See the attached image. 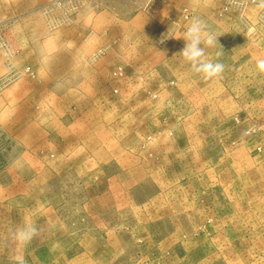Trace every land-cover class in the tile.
Masks as SVG:
<instances>
[{
    "label": "rangeland",
    "instance_id": "rangeland-1",
    "mask_svg": "<svg viewBox=\"0 0 264 264\" xmlns=\"http://www.w3.org/2000/svg\"><path fill=\"white\" fill-rule=\"evenodd\" d=\"M257 58L264 0H0V264H264Z\"/></svg>",
    "mask_w": 264,
    "mask_h": 264
},
{
    "label": "clouds",
    "instance_id": "clouds-1",
    "mask_svg": "<svg viewBox=\"0 0 264 264\" xmlns=\"http://www.w3.org/2000/svg\"><path fill=\"white\" fill-rule=\"evenodd\" d=\"M169 38L183 39L185 46L178 53L191 66L193 73L202 74L204 79L218 78L224 71L225 65L218 60L213 62L207 58L206 49L215 47L218 36L209 29L207 22L201 17H192L189 24L178 36H170L167 33L162 37L160 43ZM216 52V56H221ZM256 68L259 73L264 74V58H257ZM38 234V229L31 221H26L13 233V238L21 245L29 243ZM18 264H25L23 259L18 258Z\"/></svg>",
    "mask_w": 264,
    "mask_h": 264
},
{
    "label": "crops",
    "instance_id": "crops-1",
    "mask_svg": "<svg viewBox=\"0 0 264 264\" xmlns=\"http://www.w3.org/2000/svg\"><path fill=\"white\" fill-rule=\"evenodd\" d=\"M226 47L229 48L230 51H233V48L230 47V44H226ZM58 76H59V77H58ZM57 77H58V79L60 80L63 76H62L61 73L59 72V73L57 74Z\"/></svg>",
    "mask_w": 264,
    "mask_h": 264
},
{
    "label": "built area",
    "instance_id": "built-area-1",
    "mask_svg": "<svg viewBox=\"0 0 264 264\" xmlns=\"http://www.w3.org/2000/svg\"><path fill=\"white\" fill-rule=\"evenodd\" d=\"M121 73V72H120ZM115 74H117V71L115 72Z\"/></svg>",
    "mask_w": 264,
    "mask_h": 264
}]
</instances>
